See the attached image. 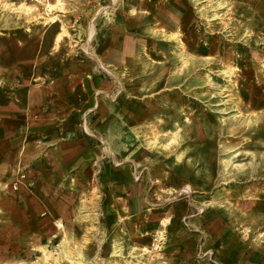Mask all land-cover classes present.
<instances>
[{"label": "rangeland", "instance_id": "1", "mask_svg": "<svg viewBox=\"0 0 264 264\" xmlns=\"http://www.w3.org/2000/svg\"><path fill=\"white\" fill-rule=\"evenodd\" d=\"M0 146V264H264V0H0Z\"/></svg>", "mask_w": 264, "mask_h": 264}, {"label": "crops", "instance_id": "2", "mask_svg": "<svg viewBox=\"0 0 264 264\" xmlns=\"http://www.w3.org/2000/svg\"><path fill=\"white\" fill-rule=\"evenodd\" d=\"M39 142H41V138L38 139ZM137 155L133 156V165H132V170H136L133 169L134 165H135V158ZM139 156V155H138ZM142 155L140 156V159H142ZM36 159V158H35ZM139 159V161H140ZM74 151L73 150H67L66 148H57L53 151H51V153H46L42 156H39V158H37V161H32L33 165H35L36 169L33 168L35 174H40V173H44V169L47 170L48 174L47 177L49 179H53L54 181L57 180H61L62 177H64V175H66L67 171L73 166L74 163ZM43 162H47V164L43 163ZM138 163V161H137ZM6 164H7V157L5 156V153L2 152V147L0 146V185H3L4 182L6 181ZM33 167V166H32ZM141 169L140 171H142L143 166H140ZM145 169V168H144ZM138 170H136L137 172ZM40 172V173H39ZM134 176V172L131 173L129 176H127V183H130L132 181V177ZM147 176V175H146ZM30 177V175H29ZM151 180V179H150ZM112 188H119L120 187V183L119 182H113L112 184Z\"/></svg>", "mask_w": 264, "mask_h": 264}, {"label": "bare ground", "instance_id": "3", "mask_svg": "<svg viewBox=\"0 0 264 264\" xmlns=\"http://www.w3.org/2000/svg\"><path fill=\"white\" fill-rule=\"evenodd\" d=\"M227 73L228 72H224V74H227ZM161 75H162V73H161ZM254 101L257 104L262 103V100H258V101L254 100ZM140 156H141L140 154H139V156L138 155L136 156L135 165L133 168V169H136L138 171H140V168H141V167H139L140 164L137 163V161L140 159ZM193 163H194V161H192L191 159L187 160L185 167L183 169H181V171H180V174H179L180 176H177L174 178V181L177 182L179 185L190 182V184H188L187 186H184L183 190H182L184 193H186L188 195L191 193L192 188H196V189L199 188L200 189V188L208 187L211 185V181H212V172L207 167L203 166L200 170L195 171V173L193 174Z\"/></svg>", "mask_w": 264, "mask_h": 264}, {"label": "built area", "instance_id": "4", "mask_svg": "<svg viewBox=\"0 0 264 264\" xmlns=\"http://www.w3.org/2000/svg\"><path fill=\"white\" fill-rule=\"evenodd\" d=\"M23 178V177H22ZM16 188V187H15Z\"/></svg>", "mask_w": 264, "mask_h": 264}]
</instances>
